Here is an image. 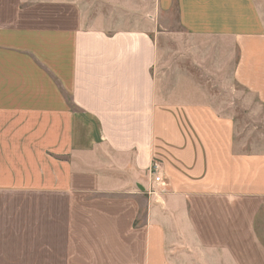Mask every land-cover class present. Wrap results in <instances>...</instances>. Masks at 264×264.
<instances>
[{
	"label": "crops",
	"instance_id": "1",
	"mask_svg": "<svg viewBox=\"0 0 264 264\" xmlns=\"http://www.w3.org/2000/svg\"><path fill=\"white\" fill-rule=\"evenodd\" d=\"M142 2L0 0V264H264V148L238 139L211 73L159 96ZM156 7L264 106V0Z\"/></svg>",
	"mask_w": 264,
	"mask_h": 264
},
{
	"label": "rangeland",
	"instance_id": "2",
	"mask_svg": "<svg viewBox=\"0 0 264 264\" xmlns=\"http://www.w3.org/2000/svg\"><path fill=\"white\" fill-rule=\"evenodd\" d=\"M135 1L138 3L143 1V5H149L150 17H153V11L156 15L155 39L159 47V56L154 71L158 81L159 96L163 97L166 103H172L180 95L178 88L180 79L188 81L190 74H193L192 78L195 76L197 80L203 81L208 79L207 74L211 73L213 101L224 112L234 114L238 139L244 138V142L249 145H259L264 148V106L242 88H238V95H235L218 85L223 83L229 86V82L227 73L223 72V68L219 65L223 64V58L216 48L213 49V41H206L188 33L179 23L176 8L160 11L156 7V0ZM205 49H211L212 56L205 54ZM195 59H201L216 69L212 72H202L200 66L194 62Z\"/></svg>",
	"mask_w": 264,
	"mask_h": 264
},
{
	"label": "built area",
	"instance_id": "3",
	"mask_svg": "<svg viewBox=\"0 0 264 264\" xmlns=\"http://www.w3.org/2000/svg\"><path fill=\"white\" fill-rule=\"evenodd\" d=\"M161 168L162 166L160 161L154 160L149 169V177L153 186L164 184Z\"/></svg>",
	"mask_w": 264,
	"mask_h": 264
}]
</instances>
